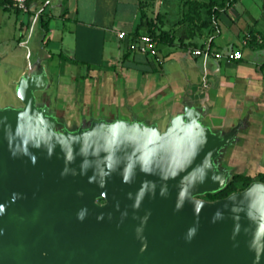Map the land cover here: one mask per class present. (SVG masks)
I'll return each instance as SVG.
<instances>
[{"label": "water", "instance_id": "water-1", "mask_svg": "<svg viewBox=\"0 0 264 264\" xmlns=\"http://www.w3.org/2000/svg\"><path fill=\"white\" fill-rule=\"evenodd\" d=\"M42 36L0 114V264H264V184L201 199L244 171L256 108L214 126L206 95L164 113L124 86L74 107Z\"/></svg>", "mask_w": 264, "mask_h": 264}, {"label": "crops", "instance_id": "crops-1", "mask_svg": "<svg viewBox=\"0 0 264 264\" xmlns=\"http://www.w3.org/2000/svg\"><path fill=\"white\" fill-rule=\"evenodd\" d=\"M192 2L28 0L25 11L13 10L21 15L17 45L23 49L25 60L26 50L20 41L36 38L40 27V43L47 55L43 63L46 75L58 94H68L74 107L96 95L105 100L115 97L122 86L126 92L149 98L164 113L177 106L188 87L207 96L208 119L214 126H230L248 108L255 107L249 119L250 154L245 155L246 167L240 176L246 171L250 181H259L258 176L264 175L257 164L258 150L264 145V0H236L228 9L220 10L210 24H203L207 21L205 13L199 20ZM5 7L0 6V12L12 9ZM140 22L145 23L140 36L146 35L149 26L154 35L164 33L168 37L165 44L156 42L153 58L145 55L146 64L141 55L127 48L128 38ZM118 33L125 38L118 39ZM215 42L221 46L211 50ZM206 48L210 55L205 58L192 55V51ZM234 51L240 53V59L227 58ZM126 52L130 54L122 61ZM4 54L0 53V62ZM165 60L172 62V67H164ZM68 67L77 75L67 77L79 79L81 89L69 88L71 84L64 82ZM251 161L256 168L251 169Z\"/></svg>", "mask_w": 264, "mask_h": 264}, {"label": "rangeland", "instance_id": "rangeland-1", "mask_svg": "<svg viewBox=\"0 0 264 264\" xmlns=\"http://www.w3.org/2000/svg\"><path fill=\"white\" fill-rule=\"evenodd\" d=\"M209 2L218 3L219 1L194 0V2H192L195 5L194 8L196 10V13L198 14L199 20L201 15L205 13V9L207 8ZM13 10L14 9H10L8 10V12H0V53H5L4 59L0 62V114H4L6 111L17 112V114L19 113L18 108L20 107V103L15 97L12 96L14 87L8 86L7 83L18 75L26 62L23 56V49H20L17 45L18 21L20 20L21 15L13 13ZM217 46L221 45H219V43L217 42L213 43V45L211 46V50H214L215 48H217ZM164 51L166 50L163 49L162 52ZM171 65H173L172 62H168L167 60H165L164 67L166 66L168 68ZM55 72L58 71L56 70ZM72 74L76 76V70L74 71L72 67H68L66 73H64V82L66 84L72 85H70L69 88H77V90L81 89L82 82L79 79L69 80V77H67L71 76ZM2 88L5 89V93H1ZM8 89L9 91H7ZM254 164V161H251V169L256 168ZM257 164L261 169H263L262 172L264 173V145L258 150ZM242 176L248 177L247 172L245 171ZM240 185L241 181H238L234 184V187L239 188ZM201 199L208 201L205 196Z\"/></svg>", "mask_w": 264, "mask_h": 264}, {"label": "trees", "instance_id": "trees-1", "mask_svg": "<svg viewBox=\"0 0 264 264\" xmlns=\"http://www.w3.org/2000/svg\"><path fill=\"white\" fill-rule=\"evenodd\" d=\"M236 2V0H219L218 3H208L207 8L205 9V15L207 17V21L203 22V24H210L212 22H214L215 17L218 15L220 10H226L228 9L231 5H233ZM11 8L9 5V2L6 0H0V6H3V9H5L6 6ZM15 10V9H14ZM17 11V10H16ZM145 23L140 22L132 31V33L130 34V39L131 41L135 40L136 38H138L141 34V27L142 25H144ZM149 25V24H148ZM41 26L44 30H46V25L45 22L41 23ZM146 35L151 36L153 39L156 40V42L158 44H165L168 41V37L167 34L161 33L158 35H154V33L150 30L149 26L147 28L146 31ZM137 53V52H136ZM130 52H126L123 56H122V61L126 60L129 56ZM138 55L142 56V63L146 64V56L137 53ZM144 73H148L149 70H145L143 71ZM259 181L261 183L264 184V175H259ZM250 178L249 177H243V176H234L232 178V180L225 186V188L221 191H219L218 193L214 194V195H206L205 197L208 199V201H215V200H219L222 198H225L227 195H229L232 192H236V191H240L242 189H244L250 182ZM238 181H241V185L239 188L234 187V184Z\"/></svg>", "mask_w": 264, "mask_h": 264}, {"label": "built area", "instance_id": "built-area-1", "mask_svg": "<svg viewBox=\"0 0 264 264\" xmlns=\"http://www.w3.org/2000/svg\"><path fill=\"white\" fill-rule=\"evenodd\" d=\"M9 2V5L12 9H15L17 11H25L26 9V3L28 0H7ZM117 38L118 39H124L125 36L123 33H118L117 34ZM257 42L260 43L261 41L259 39H257ZM128 50H134L139 54L142 55H147L149 57H154L156 54V40L153 39L151 36L149 35H141L138 38H136L135 40L131 41L130 38H128V45H127ZM205 54L210 55V53L208 52V50H194L192 51V55L194 56H198V55H202ZM213 57L215 58H220V55H213ZM241 55L238 51H234L231 54H229L227 56L228 59H240ZM263 75H264V65H263V69H262Z\"/></svg>", "mask_w": 264, "mask_h": 264}]
</instances>
